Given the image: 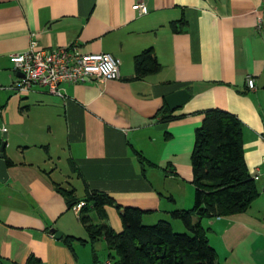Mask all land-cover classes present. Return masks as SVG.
Masks as SVG:
<instances>
[{
    "label": "crops",
    "instance_id": "1",
    "mask_svg": "<svg viewBox=\"0 0 264 264\" xmlns=\"http://www.w3.org/2000/svg\"><path fill=\"white\" fill-rule=\"evenodd\" d=\"M136 3L148 12L134 9ZM32 44L111 53L120 60V77L65 82L63 95L38 85L20 93L10 56ZM149 48L162 67L138 78L135 57ZM179 90L190 97L172 109L166 98ZM210 108L241 119L249 170L264 171V0H0V122L9 127V176L0 181V264H27L33 256L42 264H96L65 242L84 225L63 187L74 189L80 201L91 191L113 197L120 209L106 206L107 223L116 231L123 229L120 212L128 206L146 210L147 223L167 219L183 229L171 212L194 205L188 164ZM53 150L81 190L70 175L64 182L54 178L56 166L47 156ZM259 188L248 210L201 219L217 264H264L263 182Z\"/></svg>",
    "mask_w": 264,
    "mask_h": 264
},
{
    "label": "trees",
    "instance_id": "2",
    "mask_svg": "<svg viewBox=\"0 0 264 264\" xmlns=\"http://www.w3.org/2000/svg\"><path fill=\"white\" fill-rule=\"evenodd\" d=\"M161 67L151 48L135 57V76L138 78L156 73ZM191 166L194 205L191 209L171 212L172 218L184 223L186 231L183 232L176 231L167 219L154 224L143 223L147 211L133 206L121 209V231L106 222H93L89 215L91 211L105 218L107 205L118 208L119 205L107 193L91 191L87 194L81 208V222L90 242L106 241L109 261L106 264H217V252L209 240V228L201 219L242 213L261 194L245 159L243 122L236 114L220 108L205 111L202 125L196 129ZM61 190L68 198L70 208L80 202L74 189L63 187ZM194 214L199 215V221H193ZM76 241L88 242L73 235L65 238L72 250ZM94 260H97L95 254ZM27 264L42 262L33 256Z\"/></svg>",
    "mask_w": 264,
    "mask_h": 264
},
{
    "label": "built area",
    "instance_id": "3",
    "mask_svg": "<svg viewBox=\"0 0 264 264\" xmlns=\"http://www.w3.org/2000/svg\"><path fill=\"white\" fill-rule=\"evenodd\" d=\"M134 9L141 13L148 12L145 3H136ZM10 60L14 69L23 73L18 78L16 89L20 93L29 92L34 86L46 87L57 95H63L61 85L65 82H85L96 76L109 80L120 77V60L108 52L83 53L77 46H66L51 49H36L32 44L25 51L12 54ZM255 78L247 76V85L255 88ZM9 127L0 122V135L8 133ZM256 181L264 183V171L253 174ZM85 201H80L73 208L80 212Z\"/></svg>",
    "mask_w": 264,
    "mask_h": 264
},
{
    "label": "rangeland",
    "instance_id": "4",
    "mask_svg": "<svg viewBox=\"0 0 264 264\" xmlns=\"http://www.w3.org/2000/svg\"><path fill=\"white\" fill-rule=\"evenodd\" d=\"M43 126H45V128L48 127V124L43 120ZM43 150L46 151V147L43 146ZM44 153V152H43ZM60 153H58V150L57 151H51L49 152V154L47 156L52 157L51 160L53 162V164H55L56 168V175L54 178H57L59 181H63L64 182V179L67 178V176H71L73 178V184H76L77 186H79L78 188L81 190V181L77 178L76 174L73 172L72 169L69 168L68 164L66 163V161L63 159V160H60ZM62 155V154H61ZM64 161V162H63ZM190 167H191V163L188 164ZM61 176H63L64 178H62ZM258 185L259 187L262 186V180H258ZM65 185V184H64ZM182 185H183V188L185 187V185H188L187 184V181H183L182 182ZM183 192V190H182ZM187 193L188 191H185L184 195L187 196ZM189 197L194 196V190H190L189 192ZM192 193V194H191ZM79 194H81L79 192ZM259 205H257V203L254 205V208L257 209L259 208ZM90 216L93 217V222H96V223H103V222H110L111 219L109 217V215L107 214V216L105 218H101L96 212H93L91 211L89 213ZM143 223L145 224H153V223H147V218L145 217L143 219ZM182 223V222H180ZM79 226V225H78ZM182 227H184L183 229L177 227V226H174V229L176 231H179V232H183L186 227L182 224ZM183 230V231H182ZM76 234L79 238H82V239H86L88 242L85 243L84 245H82L81 243L79 242H74V246L76 247L75 249L79 252V254H81V256H86V257H91L93 260H94V254L96 255V264H104V260H105V257H106V254L108 252V250L106 249L107 248V243L104 239H101V240H98L97 242L93 243V242H90L89 240V234L87 232V230L84 228V226H79L77 229H76Z\"/></svg>",
    "mask_w": 264,
    "mask_h": 264
},
{
    "label": "water",
    "instance_id": "5",
    "mask_svg": "<svg viewBox=\"0 0 264 264\" xmlns=\"http://www.w3.org/2000/svg\"><path fill=\"white\" fill-rule=\"evenodd\" d=\"M18 75L21 77L23 76V73L18 72ZM190 97V93L186 90H179L175 92L174 94L168 96L166 98L167 104L169 105L170 108L175 109L183 105ZM7 144V133L2 135V144L0 148V181H5L7 180L9 173L7 169V163L5 160V153L4 149ZM52 233L57 239H60L62 237V232L52 230Z\"/></svg>",
    "mask_w": 264,
    "mask_h": 264
}]
</instances>
